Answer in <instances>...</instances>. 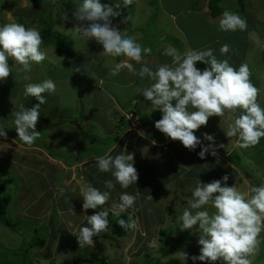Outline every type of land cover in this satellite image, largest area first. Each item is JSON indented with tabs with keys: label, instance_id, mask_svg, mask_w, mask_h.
<instances>
[{
	"label": "rangeland",
	"instance_id": "1",
	"mask_svg": "<svg viewBox=\"0 0 264 264\" xmlns=\"http://www.w3.org/2000/svg\"><path fill=\"white\" fill-rule=\"evenodd\" d=\"M65 1L67 0H55V2L47 0L48 9L52 10L54 6L62 5ZM103 1L113 5L117 3L123 4L122 0ZM211 2L214 7L218 6V10L214 12L216 15L221 13L220 9L233 12L246 21V29L221 31L219 29V20L222 15L219 16L220 14L218 15L220 17L218 18V25L206 24V19L201 11L206 9L208 0H150L149 3L146 2L150 9L144 3L141 14L137 12L141 8V3L138 2L137 4V0H135L132 9L128 11L130 23L125 22L124 19H112L113 26L122 31L123 35L134 37L137 42L142 43L143 47L151 48V53H154L156 47L161 45L163 48L166 45L163 43L167 40L166 36L160 32V29L165 26V23H169L170 19L161 12V9L164 10L166 8L174 12L181 11L178 18H180L182 28L189 37L188 39L186 36V39L188 42L190 41V44H210L211 46H207L204 50L213 49L214 55L218 60L228 59L230 65L234 68L238 69L242 63L248 64L251 76L250 81L259 90L257 102L261 107H264V0H212ZM136 4L137 7L135 9ZM74 10L63 14L54 13L51 15V19L55 23L54 31L68 40L73 57L64 58L59 56L54 48L43 49L47 52L46 60L40 64L33 63L29 72L17 71L15 61L10 59L9 65L13 73H10L7 78L0 81V124L6 127L5 130L7 132L6 137H0L4 138L0 140V164L5 163L3 165L6 167L4 170L0 169V185L3 184L6 187V194L12 197L5 217L10 223L17 226L16 229H13L5 226L0 221V264H22L21 262L24 259L17 257L15 252H23L25 250L29 251V258H25L27 264L31 262L33 264H74V257H86L90 260H97L99 263L105 262L106 264H193L191 256L199 254L200 246L197 243L199 232L193 230L180 231V222L178 220V217L182 215L187 206L186 200L190 198L192 187L195 186L198 179L206 184L213 180L221 179L225 174L229 175L228 186L236 184L237 189L241 192H247L252 185L258 186L264 183V151L261 150V153L258 152L256 154V145L247 149L238 147L242 152V160L238 155H235L230 161L223 158L224 162L219 157V154H221L220 149L215 150L216 156L208 154L206 158L201 159L197 154L201 150L199 146L194 151H190L187 148L183 149L180 141L163 146L162 149H167L166 153L169 154L164 157L163 163L167 166H173L172 171H169L168 178L173 177V173H179L178 175L182 176H177V180L174 177L172 179L173 182L167 181L168 184H171L168 185L165 191L156 194L157 198L153 202L154 209L152 211H145V207L149 208L150 206L145 199L142 201L141 204H144L140 208L142 213L135 215L137 220L136 231L134 229L127 237L119 239L114 238L110 234L111 230H108L107 234L110 240L100 239L99 241H94L92 246L85 248L79 247L77 238L72 240V237L66 236V226L59 220L61 218L60 212L55 204H52L53 202L51 203V216L54 218L52 222L48 213L46 215L45 213L43 214L45 211L44 208L41 209L43 201L41 203L35 202L34 198H37L42 191H35L32 183H34V180L39 181L38 185L42 187L40 180L44 178L51 182V176L36 177V172L32 167H26L24 170L17 168L24 162V159L17 158L21 153L26 159L30 155L43 152L41 154L44 158V166L48 168L51 167L49 153L56 154L65 163L72 159L73 162L71 164H73L89 155L97 157L98 153L102 152L105 154L107 147L113 144V138L106 135L103 136L101 127L94 122L96 117L100 115L101 120L104 121L102 110L98 112L94 108L97 105L107 106L109 101L101 91H98L95 87L88 86L86 83L90 82L86 78L93 81L95 76L98 77V75L104 74L101 70L102 68L106 67L111 70L113 57L105 56L103 46L96 42L95 39L86 41L75 32L73 28L77 22L73 17ZM42 16L46 19L50 17L48 12H43V6L38 0H0V25L21 23L26 27H35L40 31L43 27ZM134 16L135 19H133ZM131 21H135V24L140 26L141 33H138L139 35L136 33L138 28L136 26L133 28ZM133 30L134 33H130ZM170 41L173 42L174 39L170 38ZM182 41L184 42V40ZM223 44H240L242 50L246 47V57L244 56L242 60H239L242 51L237 52L234 49H230L227 55L222 56L220 48ZM137 66L139 64L135 65V67ZM197 67L203 69L206 65L203 62H198ZM77 68L80 70L76 71ZM136 69L139 71V68ZM119 74L126 77H133L134 75L127 70H122ZM107 78L111 79V76L108 75ZM45 79H52L56 83V91L52 94H42L47 102L41 106V115L36 126V130L40 132V135L33 143L36 147H30L32 150H26L22 147L27 144L22 145V141L18 138V133L14 128L13 111L15 108L18 110L21 104L30 108L39 103L34 97L24 96V86L27 83H40ZM132 91L136 92L137 87H132L126 92H120L117 99L124 103V107L127 108L125 110L138 113L141 110L139 109L140 105H137L134 99L128 100L124 97ZM158 115H161L160 111ZM228 116L229 114L226 111L223 117L213 116L209 118L206 126H201L200 129L194 130L195 135H199L205 146L212 142L204 140L203 134L209 133L213 135L215 148L219 146L223 150H228L227 152L229 153L235 146L233 141L236 137H227L224 132L230 124L227 121ZM231 118H234V115ZM67 119L72 121L70 127L73 132V143L75 144L74 157L70 152H66L67 146L64 142L63 130L66 128L64 127V122ZM85 119L88 121L80 127L79 124ZM135 122V125H131L130 132L135 131L134 127L137 128V121ZM146 127V130L142 131H149L150 134H146V138L152 141L151 134H156L158 130L155 128V124L153 126L154 129H150V126ZM124 134L122 133L119 140H116L117 142L115 143H120L126 138V140H131L134 143L136 157L141 158L139 161L136 160L134 165L139 166L140 163L147 165L153 162L154 156L153 154L150 155L151 146L142 144L139 140H136L137 137L131 136L128 138V134ZM78 137H81V139H78ZM260 143L264 145V138H261ZM157 145L159 147L161 144L157 143ZM220 145H223V147H220ZM41 146L47 152L42 151ZM159 148L161 149V147ZM237 152L236 154L240 155L239 151ZM222 154L226 155L227 153L223 152ZM36 157L39 156H34V158ZM181 160H184L185 166L179 172L177 162L180 163ZM47 165L48 167H46ZM236 166L240 167L239 170ZM161 167L157 163L152 170V175H156ZM136 169L139 179H144L142 177L143 171H139V167H136ZM15 171H22L25 178L20 179L19 174H15ZM75 172L78 175L81 174L79 170ZM108 174L110 173H107L106 176ZM11 178L13 182L9 185ZM62 178L63 172L59 173L57 183H60ZM28 182L27 191H23L22 195H28V197L23 201L16 200L15 186L18 187L19 185L20 189L22 188L23 190ZM163 183H166V180ZM99 189L101 191L107 190L105 187L104 189ZM109 191H111L110 199L115 201H111V205L116 202L119 203V194L112 190ZM2 194L0 191V196ZM64 196H61V201L65 200ZM50 197V194L45 193V196L40 199L44 198L45 203L47 199L51 200ZM67 197L68 211L65 216L79 213V211H70L73 208L76 210L80 209V205L83 203L81 195L78 193L75 198ZM168 207L173 208V217L168 215ZM86 213L91 215L93 209H88ZM77 221L78 218L76 219ZM71 228L73 227L70 226L67 229L70 235L72 234L71 231L79 230L77 227L75 230ZM162 230L167 233V237L163 240L162 238L160 239V231ZM39 238L45 240L46 246L42 250L37 247L29 250V244ZM257 240L258 245L252 257V264H264V229L258 235ZM184 253L188 256L187 260ZM196 264H207V262L197 261ZM214 264H221V261L214 262Z\"/></svg>",
	"mask_w": 264,
	"mask_h": 264
},
{
	"label": "clouds",
	"instance_id": "2",
	"mask_svg": "<svg viewBox=\"0 0 264 264\" xmlns=\"http://www.w3.org/2000/svg\"><path fill=\"white\" fill-rule=\"evenodd\" d=\"M131 2L122 0L124 7ZM120 7V3L113 8L101 3V0H81L73 12L77 22L73 29L86 41L95 39L101 44L105 56L124 57L111 68L110 75L116 76L127 69L141 79L151 81L149 86L139 91L151 102L152 112L159 110L161 113V119L155 122L157 130L172 141H180L190 151L199 146L201 150L197 154L201 159L208 154L217 155L215 138L204 133L203 139L212 142L205 146L194 130L206 126L213 116L223 117L226 111L235 118L224 132L227 137H237L239 148L253 147L264 138V107L257 102L259 90L250 81L247 63H242L237 69L230 65L228 59L218 60L211 48L199 51L189 49L181 54L175 47L168 46L163 55L172 58L171 64H160L153 70L144 60L152 49L143 47L134 37L123 35L113 26L112 18L120 16L117 11ZM127 19L130 17L125 18V22ZM246 27V21L230 11H224L219 20L221 31L245 30ZM42 43L40 31L35 27H26L21 23L0 25V81L13 73L10 59L15 61L17 71L23 72L31 71L33 63L45 61L47 52L42 49ZM229 51L228 44L220 48L222 56ZM130 61L140 64L138 72ZM198 62H203L206 67L198 68ZM55 91L56 83L52 79L25 84L24 96L39 101L30 108L21 104L18 110L15 108L13 111L14 128L25 144L32 145L40 135L36 126L41 106L47 102L42 94ZM5 129L0 124V137L7 136ZM143 133L141 131L139 135L144 136ZM134 163L135 153L127 150L115 156L105 154L95 157L98 171L110 173L113 179L104 181V187L108 189L105 191L91 184L80 188L85 212L88 209L98 210L92 215H85L87 223L78 232L71 231L80 248L92 246L93 237L110 230V211L103 206L110 200L109 190L115 189L116 184L127 189L137 183L139 176ZM228 180L227 174L206 184L198 179L191 189L190 198L186 200L187 206L178 217L180 231L199 232V254L191 256L193 264L197 261L207 264L217 261L221 264H252L257 237L264 229V183L252 185L247 192H241L236 184L228 186ZM136 198L128 192L121 193L119 203L111 206L113 213L119 216L121 212L133 208ZM118 223L125 230L137 228L135 220L120 219ZM184 256L187 260L186 253Z\"/></svg>",
	"mask_w": 264,
	"mask_h": 264
},
{
	"label": "crops",
	"instance_id": "3",
	"mask_svg": "<svg viewBox=\"0 0 264 264\" xmlns=\"http://www.w3.org/2000/svg\"><path fill=\"white\" fill-rule=\"evenodd\" d=\"M212 0H208V4L206 9L202 10V14L206 19V24L208 25H218V18H214L212 16V12L209 8L210 2ZM141 3V8H139L137 10L138 14H141L142 11V6L144 3H149L150 0H137V4ZM146 3V4H147ZM137 4L135 6V9L137 7ZM146 6V5H145ZM144 6V8H145ZM148 6V4H147ZM146 9V8H145ZM148 9L149 6H148ZM194 10V9H193ZM135 11V10H134ZM148 13V11H146ZM161 12H163L164 15H166L170 21L169 23H165V26L163 28L160 29V32L162 34H164L166 36V42H164L163 44H166L163 48L162 46H158L156 47V51L154 53H150L149 55H147L146 57H144L145 62H147V64L153 68V70H155L157 65L160 64H164V63H169L171 64L172 62V58L163 55V51L166 47L168 46H173L176 49H178V51L183 54L185 51L192 49V50H204L206 49L207 46H209L210 44H190V41L188 42V40L186 39V36L188 37L186 31L183 30L182 25H181V21L179 15L181 14V11L179 12H174L172 10L166 9L164 8L161 9ZM136 15V13H135ZM135 19V16L134 18ZM131 25L136 26V28H138L137 30V34L141 33V29H139L140 26H138L137 24H135V21H131ZM130 33H134L131 31ZM139 35V34H138ZM141 36V35H140ZM142 37V36H141ZM169 38V39H168ZM171 39H174L173 42L170 41ZM141 39V38H140ZM189 39V37H188ZM184 40V42L182 41ZM140 43V42H138ZM142 44V43H140ZM224 45V44H223ZM230 46V49H234L237 52H241L242 51V55L239 56V60H242L244 58V56L246 57L245 51H246V47L243 48L240 44H228ZM211 46V45H210ZM124 59V57H115L112 60L111 63V68L114 67L115 63H118L120 60ZM131 63H133L134 65H136V63L134 61H130ZM136 68H140V64L139 66H137ZM104 74L95 76V79L93 81H91L89 78H86L87 80H89L90 82H86L88 86L90 87H95L98 91H101L105 96L107 97L109 104L107 106H99L97 105L96 108H94L96 111H100L102 110V113H104V117L103 120H101V115L96 117L95 119V123L96 125L98 124L101 127L103 136H109L110 138H113L112 143L110 144L109 147H107L108 149H106V153L105 154H110L115 156L116 154H119L121 152L124 151H128V152H135V162L136 160L139 161V159L141 158H137L136 157V149H135V145L131 140H122L120 143H115L119 140V137L121 136L122 133L128 134V138L131 136L137 137L136 140H139L142 144L144 145H149L152 148V151L150 152V155L153 154V162L148 163L147 165H143L140 163L139 166L134 165L135 167H139V171H143V176L144 179H139L138 183L131 185L129 188L127 189H123L120 187V185H116L115 189H113V192H116L117 194L123 193V192H128L129 194L135 195L136 198V202L133 208H130L124 212H121L120 214H128L132 217L135 218V215H137L138 213H142L141 211V206H144V204H141L142 201H144V199L148 202L147 204L150 206L149 208L145 207V211H152L154 208L153 202H155L156 198H157V193L161 192V191H165V189L168 187L169 184L171 183H167V181L171 182L172 179H178L177 176H182V175H178L179 173H173V177L168 178L169 176V171H172L173 166H167L163 163V160H165V156L169 155L166 153L167 149L163 150L162 147L165 145H171L173 142L170 140V138H166L165 134L161 133L159 130L156 134H151V139L152 141H149L148 138H146V134H150L149 131H143V135L144 136H140L139 133L142 130H146L145 128H147L146 126H150V129H154V124L157 120L161 119V115L159 114V110L152 112L151 107V102L147 101L144 96L142 94H140L139 90H142L144 87L149 86L151 81L147 78H143L141 79L138 75H133V77H126V76H121L120 74L116 75V76H112L110 75V69L108 68H102L101 69ZM127 70V69H124ZM128 71V70H127ZM138 72V70H137ZM111 76V79L107 78V76ZM251 77V76H250ZM103 87V88H102ZM132 87H137V91L136 92H129L126 96H124L126 99L128 100H133L137 105H140L141 110H139L138 113L135 112H128L126 107H124V103L122 101H120L119 99H117L119 97L120 92H126L128 89L132 88ZM262 98V97H261ZM99 101L100 98H98ZM261 102H263L261 100ZM104 107V108H103ZM226 113V112H225ZM235 118V117H234ZM234 118H231L228 116L227 121L229 123H231L230 121H233ZM230 120V121H229ZM75 121V120H74ZM86 121H88L87 119H85L84 121L81 122V124H79L80 127L83 126V124L86 123ZM137 121V128L134 127L135 131L130 132V128L131 125H135ZM71 122L70 120H66L65 126L66 127L63 130V134L65 136V145L67 146V151L66 152H70L72 154V156H75V144L73 143L74 139H73V132L71 129ZM135 122V123H134ZM146 122H148V124H146ZM75 123H77L75 121ZM70 124V125H69ZM97 125V126H98ZM152 125V126H151ZM123 130V131H122ZM127 130V131H126ZM140 131V132H139ZM124 134V135H125ZM81 135V134H80ZM197 137H199L198 134H196ZM132 137V138H134ZM200 138V137H199ZM4 139V138H0ZM78 139H81V137ZM117 140V141H116ZM170 140V141H168ZM236 141H237V137L234 138V147L232 150H230V152L228 153V150H223L221 148H215L216 149H220L221 150V154H219L220 159L223 161V158L228 159L230 161V159L233 157L232 153L239 151L240 155L237 154L241 160H242V152L239 150L238 146L236 145ZM203 142V141H202ZM157 143H160L161 145L159 147H161V149L158 147ZM25 144L22 142V145ZM204 144V142H203ZM112 145V146H111ZM183 146V145H182ZM30 147H36V145H23V149L26 150H30ZM38 148V147H37ZM42 151H46V149L44 147H42ZM183 149H186L185 147H183ZM32 150V149H31ZM146 150V148H145ZM261 150L264 151V145L263 143H258L255 146V151L256 154L261 153ZM223 152L227 153L226 155L222 154ZM43 153V152H41ZM41 153L35 154V155H30L28 157H26V159L24 158L23 155H18V159L22 158L24 159L23 163H21L19 165V167L22 170H24L26 167H32L34 169V171L36 172L35 174L41 177L44 176H51V182L50 180H46L43 178V180H40V182H42V187L40 185H38V182L34 180L33 186L35 188V191H39L41 190L42 193H40L37 198L35 199L36 203H41L43 201V205L41 207V209L44 208V212L48 213V216L51 217V222L54 220L53 216H51V206L52 204H55L56 208L59 210L60 212V216L61 218L59 219L65 226V234L67 237H72V240H75L76 237L73 234H69V232L67 231V229H69L70 226H72L73 230H75V228L77 227V229H79L84 223H86L84 221V217L85 215H87V213L85 212V210L82 208V204L80 205V209L76 210V209H72L70 212L73 211H79V213L77 212L75 215H70V216H65V213L68 211V197L67 196H71L72 198H75L76 195L79 193V195H81L82 198V194L80 192V188L84 185V184H91L94 187L97 188H101L104 189V181L111 179V174H108V176H106L107 173H102L99 172L98 169L95 166V157L93 156H86L82 159H79L77 162L71 164L73 162L72 159H69L66 163L62 162L61 159L54 153H49L51 160H50V166L48 167V165L45 168L44 166V158L43 155ZM104 153H98V156L101 155H105ZM34 156H39L34 158ZM235 156V155H234ZM212 157V156H211ZM50 159V158H49ZM221 161V162H222ZM79 162V163H78ZM148 162V160H147ZM224 162V161H223ZM159 163L162 167L158 170L156 175H152V170L155 167V165ZM5 165V163H3ZM0 164V169L4 170L6 167ZM71 164V165H68ZM176 164V163H175ZM185 166L184 164V160H181L180 163L177 162V168L179 169V172L183 170V167ZM239 170L240 167L236 166ZM79 170L81 172L80 175H78L75 171ZM175 171V170H174ZM12 172V171H11ZM16 172V171H15ZM63 172V178L60 180V183H57V181L59 180V173ZM72 172V173H70ZM13 173V172H12ZM14 174V173H13ZM15 174H19L20 179H24V174H22V171L20 172H16ZM183 174V172H182ZM242 176V175H241ZM239 177V176H238ZM165 178V179H163ZM239 178H243V177H239ZM176 179V180H177ZM164 180H166V183H163ZM176 180H174L176 182ZM13 182L12 178H11V182H9V185ZM85 182V183H84ZM94 182V183H93ZM173 182V181H172ZM29 182L25 185V187L20 189L19 185L18 187L15 186V199L19 200V201H23L25 200L27 196H22L23 195V191H27V187H28ZM173 184V183H172ZM180 189V188H178ZM108 190V189H107ZM45 193H48L51 195L50 199H47V201L44 203V198L40 199L42 196H45ZM65 195L64 201H61V196ZM149 197H152L151 199ZM111 201H114L113 199H110L105 206H103L106 210L112 212V205H111ZM53 202V203H52ZM115 202V201H114ZM52 203V204H51ZM118 203V202H116ZM49 204V205H48ZM48 205V206H47ZM111 205V206H108ZM47 206V207H46ZM152 208V209H151ZM81 211V214H80ZM96 211L98 210H94L93 209V213L94 214ZM68 212V213H70ZM90 213H88L89 215ZM91 214V215H92ZM115 215V214H114ZM67 217V218H66ZM78 218V221L76 222V219ZM83 220V221H82ZM79 230H76L75 232H78ZM136 231V229H135ZM51 234V233H49ZM48 234V235H49ZM111 234V232H110ZM109 236V235H108ZM120 239V238H119Z\"/></svg>",
	"mask_w": 264,
	"mask_h": 264
},
{
	"label": "trees",
	"instance_id": "4",
	"mask_svg": "<svg viewBox=\"0 0 264 264\" xmlns=\"http://www.w3.org/2000/svg\"><path fill=\"white\" fill-rule=\"evenodd\" d=\"M38 1L43 6V12H48V14L50 15V17H48L47 19L43 18V16H42L43 27L40 30V34H41L42 40H43V43L41 45L42 49L54 48L59 56H62L64 58L73 57L72 52H71V46H70V43L68 42V40L63 35L54 31L55 23L51 19V15L54 13L63 14L65 12H69L70 10H74L76 7L79 6L81 0H67L62 5L54 6V9H52V10L48 9L49 4H48L47 0H38ZM101 3L107 4V5L115 8V5H113L111 3H107L103 0H101ZM134 3H135V0H132L131 4L127 7H124L122 4L121 7L119 9H117V11L120 12V16L114 17L112 19L129 18L130 16L128 14V11L130 9H132ZM211 3L212 2H210L209 8L212 12V16L214 18H217L219 14H220L219 16H221L224 11L219 8L221 13H217V15H216L214 12H215V10H218L217 9L218 6L214 7L213 5H211ZM126 21L128 23H130V19H127ZM232 155L234 157V155H237V154H236V152H233ZM241 169H243V168L241 167ZM0 191L3 193L0 196V221H2L5 224V226L16 229L17 226L15 224L10 223L5 217L6 213L8 211V208L11 204L12 197H11V195L6 194V187L3 184L0 185ZM167 209H168L167 210L168 215L173 217L174 216L173 208L168 207ZM109 217H110L109 218L110 219V222H109L110 226H108V228L110 227L111 235L114 238H125L134 230V229L125 230L118 223V221L120 219H124L126 221L135 220L134 217H132L128 214H120L119 216H117V215L112 214L111 212H109ZM166 237H167L166 231H164V230L160 231V239L162 238V240H163ZM100 239L110 240L109 236L107 235V231H102L101 233H99L98 236L93 237V241H99ZM45 246H46L45 240L42 238H39V239L35 240V242L32 241L29 244L28 249L32 250L35 247H37L38 249L42 250ZM15 254L17 257H22V259H24V261L21 262L22 264H27L25 262V258H29V251L28 250H25L23 252L18 251V252H15ZM73 261H74V264H106L105 262L99 263L97 260H95V261L90 260L89 258H86V257H74ZM28 264H33V263L31 262Z\"/></svg>",
	"mask_w": 264,
	"mask_h": 264
}]
</instances>
